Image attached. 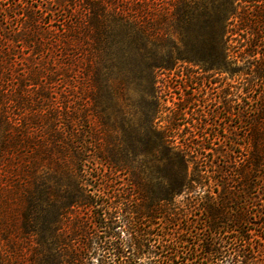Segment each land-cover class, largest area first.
<instances>
[{"label":"trees","instance_id":"trees-1","mask_svg":"<svg viewBox=\"0 0 264 264\" xmlns=\"http://www.w3.org/2000/svg\"><path fill=\"white\" fill-rule=\"evenodd\" d=\"M0 264H264V0H0Z\"/></svg>","mask_w":264,"mask_h":264},{"label":"rangeland","instance_id":"rangeland-1","mask_svg":"<svg viewBox=\"0 0 264 264\" xmlns=\"http://www.w3.org/2000/svg\"><path fill=\"white\" fill-rule=\"evenodd\" d=\"M239 37V36H238ZM188 65L184 64L183 67L187 68ZM191 65H189L190 67ZM193 68H195V66H192ZM183 72V68L180 67V71L179 68L175 69V71L171 72L170 76L173 77V89L170 92V94L168 95L169 97V103H172L173 101H177L179 99L180 93H183V84L186 81V73H182ZM162 76H164V74H162ZM219 77V76H217ZM216 80L215 82H212L211 87H210V92H212L214 95L216 93H219L220 91H222L223 89H225L226 87H228V84H221V78H217L214 79ZM233 80V79H232ZM190 82L188 80V83H186V85H188ZM203 85V84H202ZM169 105H174V104H169ZM186 124H183L181 126V128H184ZM198 132V131H196ZM236 132V134H235ZM226 137L224 139H222V143H223V148L227 151L230 152L229 156L231 155L233 159V157L237 154H241L242 152H246L247 147L245 145V140H246V133L243 131V127L241 125V123L239 122V120H235L233 119L230 123H226V128H224L223 133ZM225 158L220 157V159H218V161L222 164L221 166L225 165ZM237 186V183L235 184V187ZM200 192V195H206L209 192V188L207 186H204L200 189H198ZM203 190V191H202ZM219 192V189L216 191V193ZM197 191H190L187 193H183L181 195H179L177 197V200L180 201L182 203V205L184 207H186L187 209L191 210V215L189 212V216H201V210L197 211L196 207H190V201H192L194 199V201H198L200 202L202 200V197H199L197 200L195 198H193L194 196H196ZM215 193V194H216ZM233 203H232V208L234 207V209H236V205L238 202H241L242 206H246L243 202V198H239L238 200L233 198ZM257 202V201H256ZM255 201H252L251 198H249V201H247L248 203V209L251 210V207H253V203H256ZM196 214V215H195ZM252 226V225H250Z\"/></svg>","mask_w":264,"mask_h":264}]
</instances>
